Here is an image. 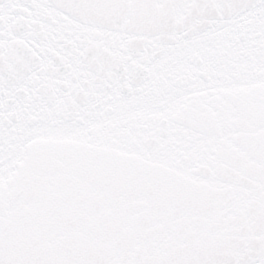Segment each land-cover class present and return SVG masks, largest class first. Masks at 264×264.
Here are the masks:
<instances>
[{
  "label": "snow or ice",
  "instance_id": "6c2138e0",
  "mask_svg": "<svg viewBox=\"0 0 264 264\" xmlns=\"http://www.w3.org/2000/svg\"><path fill=\"white\" fill-rule=\"evenodd\" d=\"M0 264H264V0H0Z\"/></svg>",
  "mask_w": 264,
  "mask_h": 264
}]
</instances>
